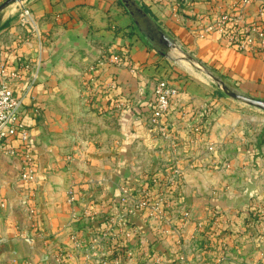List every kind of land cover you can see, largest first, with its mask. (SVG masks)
I'll return each mask as SVG.
<instances>
[{"label": "crops", "instance_id": "crops-1", "mask_svg": "<svg viewBox=\"0 0 264 264\" xmlns=\"http://www.w3.org/2000/svg\"><path fill=\"white\" fill-rule=\"evenodd\" d=\"M4 1L0 0V5ZM136 1L161 31L187 43L189 49L208 58L209 64H215L213 67L219 66L228 76L241 81L247 95L264 99L263 59L237 52L214 32L204 29L205 36H197L199 27L205 23L206 15L212 9L211 0ZM235 1L227 0L228 3ZM260 5L264 6V0H253L247 6L246 15L242 17L244 23L258 18ZM24 6L30 10L32 21L29 25L20 24L19 15ZM198 14V18H206L199 21L195 18ZM0 17V62L13 65L18 60L35 61L39 68L34 85L45 74L42 61L46 56L47 46L44 43L48 30L54 28V31H60L66 37V47L72 54L90 56L98 53L103 44L120 41L118 36L121 32H117L118 27L114 29L113 26L127 24L129 19L121 14L120 7L114 5L113 0H20L1 9ZM132 52L140 60L150 62L155 59L137 40ZM161 68L160 63L148 64L142 71L154 75L160 72V76L165 71L169 73V69L161 71ZM110 71L118 75L120 82L127 78V82L132 81L130 89H133V81L138 75L120 67H113ZM26 75L20 81L22 85L15 87L17 90L25 84ZM192 77L171 81L177 93L171 99L165 117L168 138L161 136L148 122L152 100V82H149L146 99L141 101L139 108L137 98H130L129 109L110 113L115 122H109L114 127L113 131L107 133L108 129L102 127L105 139L107 136L109 139L89 148L86 147L90 143L83 144L82 150L87 153H83L81 158L74 157L66 167L57 163L55 168L59 169V173H54V179H38L39 190L34 197L38 206L34 229L41 228L51 235L50 238L44 240L31 235L24 214L8 207L17 199L10 195L12 186L16 187L15 181L0 179V201L5 207L0 208V264H46L43 259L45 255L41 256V253L48 247L47 244L70 246L68 235L74 216L66 200L67 190L78 192L85 189L92 194L89 196H98L99 201L116 200L119 196L118 185L125 177L136 173L133 179H149L144 172L154 170L157 171L155 175L161 177L172 166L179 167L185 179L181 198L188 201V205L192 203L194 208L190 206L195 212L202 214V210L208 207L217 212V231L230 234L245 229L247 209L252 211L260 205L264 209V130L259 143L253 142L251 134L247 136L243 132L251 121L263 117L254 115L251 109L222 95L209 81ZM120 82L118 91L123 90L122 84H125ZM34 91L35 86L25 101V117L30 126L36 157L39 128L36 116L39 112H35L37 101H34ZM106 101L104 95L100 103L105 105ZM139 109L145 113L141 114V119ZM107 114L103 112L104 120ZM103 126L107 127L106 122ZM107 204L115 207L112 202H103L99 204L100 212L107 211ZM114 211H118L117 208L109 212ZM136 222L142 229H147L141 220ZM17 233H27L28 236L21 238ZM228 243L231 246L230 240ZM153 245L161 250L166 264H176L170 238H157ZM116 257H109L108 264H152L147 257L135 255L125 261H119Z\"/></svg>", "mask_w": 264, "mask_h": 264}, {"label": "rangeland", "instance_id": "rangeland-1", "mask_svg": "<svg viewBox=\"0 0 264 264\" xmlns=\"http://www.w3.org/2000/svg\"><path fill=\"white\" fill-rule=\"evenodd\" d=\"M113 2L120 7L121 14H125L129 19L127 24L113 26L114 29L118 27L117 32H121L118 36L120 41L103 44L102 49L95 55L72 54L66 47V37L61 35L60 31H54L53 28L46 33L47 39L44 44L47 50L45 60L42 61L45 74L36 85L33 84L36 96L34 101H37L36 107L40 113L38 115L37 112L36 116L39 128L36 173L33 178L36 179L35 184L22 180L19 161L0 153V179H12L16 184V187L12 186L10 195L17 199L8 207L16 212L20 210L24 214L33 237L37 236L44 240L51 237L41 228L34 229L37 216L29 214L30 209L38 207L34 198L39 190L38 179H54V173H59V169L55 168L57 163L66 167L74 157L81 158L83 153H87L82 150L83 144L90 143L86 147L89 148L109 139L108 136L105 139L102 127L108 129L107 133L113 131L114 127L112 124L109 125V122H115L111 119L110 113L129 109L130 98H137L139 108L146 94L147 83L152 82L153 87L156 80L163 75L170 82L176 79H190L192 76L209 81L222 95L251 109L254 115L263 117L251 121L248 129L244 130V135L251 134L253 142L259 143L264 130V110L229 97L212 76L218 77L229 89L247 95L241 81L228 76L219 66L213 67L215 64H209L208 58L197 55L195 50L189 49L187 43L171 38L164 31L174 45L160 53L139 29L121 1ZM247 6H241L240 0L233 3H228L227 0H211L212 9L207 13L205 23L199 27L200 32L197 36H205L204 28L227 13L232 18L220 25L224 30L211 32L219 35L237 52L264 60V51H248L242 47V37L238 36L242 27L248 24L243 22L244 18L242 19L246 15ZM199 14L201 16L203 12ZM199 14L196 15V19ZM206 17H200L198 20ZM250 22H259V18ZM136 40L147 48L155 59L147 62V59L140 60L138 56H134L132 48ZM147 63L150 65L160 63L161 71L165 68L169 69V73L165 71L162 76L160 72L155 75L151 72L143 73L142 70ZM113 67L127 69L131 74L138 75L133 81L132 90L130 89L132 81L127 82V78L120 82L118 75L110 71ZM119 82L125 83L122 84L124 88L121 91H118ZM104 95L107 97L105 105L100 103ZM103 112H108L106 120L102 117ZM138 112L141 119L143 116L141 114L145 113L141 112V109ZM104 122L107 124L106 128L103 126ZM76 166L80 170V167ZM162 166L163 164L159 170ZM165 168L166 166L163 167V172ZM170 171L169 169L161 177L155 175L157 173L155 170L145 171L144 174L148 175L149 179H133L136 173L131 177H125L118 185L119 196L116 200L113 198L99 201L98 196L97 198L89 196L92 194L85 189L82 191L79 189L78 192L74 190V200L68 204L74 216L68 235L70 246L54 247V243L47 244L48 247L41 253V256L46 255L48 258L45 260L46 264L56 262L64 264L68 260H72L68 264H108L109 257L115 255L119 261L128 260L136 255L149 258L152 264H166L161 250L154 248L153 245L157 238L160 240L163 237L172 240V256L176 264H264V220L260 215L262 205L252 211L247 209L248 213L244 217L245 229L230 234L222 233V230L216 229L217 212L211 207L202 210V214L195 212L193 204H190L192 208L188 201L181 198L184 176H181L180 183L178 179H171V182L167 178L171 176ZM68 195L69 190L66 195L67 203ZM103 202L114 203V208L118 211L109 212L114 208L107 204V211L100 212L99 204ZM1 203L2 201L0 208L3 207ZM138 219L147 225L146 230L137 224ZM17 234L21 238L28 236L27 233Z\"/></svg>", "mask_w": 264, "mask_h": 264}, {"label": "built area", "instance_id": "built-area-1", "mask_svg": "<svg viewBox=\"0 0 264 264\" xmlns=\"http://www.w3.org/2000/svg\"><path fill=\"white\" fill-rule=\"evenodd\" d=\"M163 2L165 0H157ZM253 0H240L241 6L249 5ZM227 13L215 22L208 24L204 29L206 31H223L224 28L220 25L231 20ZM259 22L251 23L242 27V31L238 36H241L242 47L248 51H264V6L258 8ZM20 24L29 25L32 21L30 10L28 7H23L20 15ZM228 30V29H227ZM238 30H240L238 28ZM116 58H114L115 60ZM18 62V63H17ZM13 65L7 62H0V153L12 160L19 161L21 172L20 176L23 181L35 184L36 157L33 143L31 140V130L29 123L26 121L25 101L31 94V89L35 83L38 64L30 59L17 61ZM27 72V75H26ZM26 75V82L20 90L15 87L22 85L21 79ZM177 93V88L165 78L160 77L156 80L152 87V100L149 106L148 122L155 127L157 132L168 138L169 131L166 125L165 117L168 113L171 99ZM35 112L38 108L35 107ZM171 176L168 179H178L182 176L181 169L177 166H172ZM172 182V181H171ZM177 182V181H176ZM32 195H28L30 197ZM69 203L74 200V193L69 189ZM1 205L4 203L2 201ZM261 219L264 220V209L260 210ZM29 214H36V209H30ZM44 260L48 259L45 255Z\"/></svg>", "mask_w": 264, "mask_h": 264}, {"label": "water", "instance_id": "water-1", "mask_svg": "<svg viewBox=\"0 0 264 264\" xmlns=\"http://www.w3.org/2000/svg\"><path fill=\"white\" fill-rule=\"evenodd\" d=\"M20 0H5L0 5V10L3 9L10 3L17 2ZM123 6L126 8L129 15L132 17L134 22L138 25L139 29L147 37L151 45L157 49L160 53L164 50L172 47L173 41L163 31L159 29L152 17L139 5L136 0H120ZM1 22V17H0ZM219 84L222 90L231 98L243 102L249 106H253L264 110V99L239 93L237 91L229 89V87L221 81L218 77L212 76Z\"/></svg>", "mask_w": 264, "mask_h": 264}]
</instances>
